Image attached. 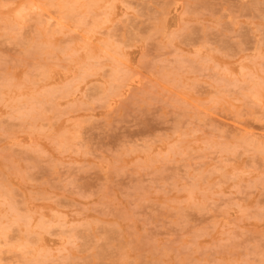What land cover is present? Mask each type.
Wrapping results in <instances>:
<instances>
[{
  "label": "rangeland",
  "instance_id": "rangeland-1",
  "mask_svg": "<svg viewBox=\"0 0 264 264\" xmlns=\"http://www.w3.org/2000/svg\"><path fill=\"white\" fill-rule=\"evenodd\" d=\"M34 1L0 16V264H264V0Z\"/></svg>",
  "mask_w": 264,
  "mask_h": 264
},
{
  "label": "bare ground",
  "instance_id": "bare-ground-1",
  "mask_svg": "<svg viewBox=\"0 0 264 264\" xmlns=\"http://www.w3.org/2000/svg\"><path fill=\"white\" fill-rule=\"evenodd\" d=\"M33 1H34V0H33ZM33 1H32V0H27V1L24 0V1H20V2H18V4H17L16 6H14V7H12V8L9 9L8 14H10L11 16H10V15H7V13H5L4 15L1 14L0 16H2V18H3V17H6V15H7V16H9V17H12L13 19H15V18L18 19L19 17L22 16L21 13L23 12V9H26L27 12L29 11V13H30V11L32 10V11H34L35 13H36V11H39V12H37V13H39V14H40V12H41L40 15H46L48 10L45 11L46 8H45L44 6L39 5V3H38V4H35V1H34V2H33ZM36 1H37V0H36ZM57 1H58V0H57ZM76 1H77V0H76ZM86 1H87V0H86ZM97 1H98V0H97ZM39 2H40V1H39ZM44 2H45V1H44ZM88 2H89V1H88ZM41 3H42V2H41ZM41 3H40V4H41ZM72 3H73V2H72ZM76 3H79V2H76ZM91 3H92V1H91ZM93 3H94V2H93ZM97 3H98V2H97ZM10 4H11V3H10ZM13 4H14V3H13ZM46 4H47V2H46ZM70 4H71V2H70ZM79 4H80V3H79ZM85 4H87V3H85ZM38 5H39V6H38ZM43 5H44V4H43ZM88 5H89V4H88ZM90 5H91V4H90ZM11 6H12V4H11ZM11 6L8 5V7H11ZM41 6H42V7H41ZM60 6L62 7V5H60ZM63 6H64V7H62L61 9L65 8V2H64V4H63ZM71 6H72V5H70L69 7H71ZM74 6H75V8L78 10V9H81V8L83 7V4H80V5H79V8L76 7V5H74ZM77 6H78V4H77ZM94 6H95V5H94ZM94 6H93V7H94ZM105 6H106V5H105ZM8 7L5 5V9H4V10L8 9ZM46 7H47V6H46ZM88 7H89V6H88ZM72 8H73V7H72ZM75 8H74V9H75ZM83 8H84V7H83ZM86 8H87V7H86ZM102 8H103V7H102ZM1 9H2V8H1ZM59 9H60V8H59ZM59 9H58V10H59ZM67 9H68V8H67ZM70 9H71V8H70ZM26 10H24V11H26ZM72 10H73V9H72ZM103 10H104V9H103ZM32 11H31V12H32ZM67 11H70V10H67ZM51 12H52V11H51ZM58 12L61 14V10H59ZM65 12H66V10H65ZM65 12H64V14H63V10H62V14H61V15H62V17H61L62 19H63V17L66 19V17H65L66 15H65V14H67V13H65ZM74 12H75V11H74ZM85 12H87V10H86ZM35 13H34V14H35ZM37 13H36V14H37ZM48 13H49V12H48ZM69 13H70V12H69ZM69 13H68V14H69ZM88 13H89V12H88ZM88 13H87V14H88ZM22 14H23V13H22ZM24 14H25V13H24ZM51 14H52V13H51ZM51 14H48V15H50V19H51V17H52ZM83 14H84V13H83ZM83 14H82V15H83ZM28 15H29V14H28ZM31 15H32V14H31ZM58 15H59V14H58ZM58 15H57V17H58ZM61 15H60V16H61ZM73 15H74V14H73ZM103 15H104V14H103ZM106 15H107V14H106ZM53 16H54V15H53ZM60 16H59V17H60ZM27 17H28V16H27ZM39 17H41V16H39ZM57 17H52V19H53V25H54V22L56 21V22H55V25H57V26H59V27H60V26H63L65 23H62L63 21L60 22V19H61V18L58 19L59 17H58V18H57ZM92 17H93V15H92ZM101 17H102V16H101ZM30 18H31V17H30ZM34 18H35V17H33V19H34ZM37 18H38V17H37ZM41 18H42V17H41ZM48 18H49V17H48ZM48 18H47V19H48ZM55 18H56V20H54ZM85 18H86V17H85ZM94 18H95V17H94ZM118 18H119V17H118ZM19 19H20V18H19ZM33 19H32V20H33ZM39 19H40V18H39ZM47 19H46V20H47ZM57 19H58L59 21H58ZM62 19H61V20H62ZM99 19H100V17L98 18V20H99ZM104 19H107V18H104ZM71 20H72V19H71ZM95 20H96V19H95ZM0 21H1V19H0ZM15 21H16V20H15ZM34 21H35V20H34ZM66 21H67V20H66ZM99 21H100V20H99ZM9 22H10V21H9ZM17 22H19V21H17ZM21 22H22V21H21ZM36 22H38V20H37ZM36 22H34V23H36ZM40 22H42V21H40ZM51 22H52V21H51ZM51 22H50V23H51ZM116 22H117V21H116ZM5 23H6V21H5ZM14 23H16V22H14ZM32 23H33V21H32ZM44 23H45V22H44ZM71 23H74V22L72 21ZM94 23H95V22H94ZM100 23L102 24V22H100ZM1 24H3V22H2ZM42 24H43V23H42ZM76 24H77V23H76ZM79 24H80V23H79ZM47 25H49L48 22H47ZM50 25H51V24H50ZM69 25H70V24H69ZM71 25H72V24H71ZM3 26H4V25H3ZM6 26H7V25H6ZM15 26H16V25H15ZM43 26H44V25H43ZM43 26H42V27H43ZM72 26H74V25H72ZM1 27H2V26H1ZM8 27H9V26H8ZM18 27H19V26H18ZM34 27H35V26H34ZM49 27H50V26H49ZM51 27H53V26H51ZM63 27H67V26L64 25ZM100 27H101V26H100ZM6 28H7V27H6ZM12 28H13V27H12ZM12 28H11V29H12ZM46 28H47V27H46ZM86 29H87V28H86ZM115 29H117V28H115ZM6 30H7V29H6ZM20 30H21V29L19 28V31H20ZM53 30H54V29H53ZM68 30L70 31L69 28H68ZM71 30H72V28H71ZM73 30H74V29H73ZM87 30H88V29H87ZM10 31H11V30H10ZM49 31H50V29H49ZM49 31H48V32H49ZM42 32H45V31H43V29H42ZM42 32H39V33L41 34ZM46 32H47V30H46ZM48 32H47V33H48ZM70 32L72 33V31H70ZM74 32H75V31H74ZM53 33H54V32H53ZM115 33H116V31H115ZM74 34H75V33H74ZM77 34H78V33H77ZM91 34H92V33H91ZM52 35H53V34H52ZM59 35H60V34H59ZM75 35H76V34H75ZM40 36H41V35H40ZM42 36H45V34L42 33ZM64 37H65V36H64ZM40 38H41V37H40ZM47 38H48V37H47ZM47 38H44V39H46V42H47ZM37 39H39V38L37 37ZM41 39H42V38H41ZM44 39H43V40H44ZM80 39H81V38H80ZM43 40H42V42H43ZM38 41H39V40H38ZM57 41H58V40H57ZM46 42H45V43H46ZM84 42H85V41H84ZM39 43H40V42H39ZM49 43H50V42H49ZM69 43H70V42H69ZM71 43H72V42H71ZM106 43H107V42H106ZM82 44H83V43H82ZM84 44H85V43H84ZM88 44H89V43H88ZM98 44H99V43H98ZM106 45H107V44H106ZM46 46H47V45H46ZM54 46H55V45H54ZM86 46H87V45H86ZM120 46H121V45H120ZM41 47H42V46H41ZM51 47H52V46H51ZM46 48H47V47H46ZM78 48H79V47H78ZM40 49H41V48H40ZM50 49H51V48H50ZM85 49H86V48H85ZM105 49H106V48H105ZM47 50H48V49H47ZM51 50H52V49H51ZM53 50H54V49H53ZM81 50H82V49H81ZM102 50H103V49H102ZM44 51H45V50H44ZM76 51H77V50H76ZM83 51H84V50H83ZM85 51H86V50H85ZM85 51H84V52H85ZM100 51H101V50H100ZM114 51H115V50H114ZM36 53H37V52H36ZM57 53H58V52H57ZM104 53H105V52H104ZM120 53H121V52H120ZM42 54H43V53H42ZM63 54H64V53H63ZM33 55H34V54H33ZM66 55H67V54H66ZM73 55H74V54H73ZM89 55H90V54H89ZM95 56H96V55H95ZM113 57H114V56H113ZM86 58H87V57H86ZM89 58L91 59L92 57H89ZM89 58H88V60H89ZM94 58H95V57H94ZM107 58H108V57H107ZM107 58H106V59H107ZM39 59H40V58H39ZM62 59H63V58H62ZM62 59H61V60H62ZM80 59L83 60V58H80ZM92 59H93V58H92ZM92 59H91V60H92ZM113 59H114V58H113ZM64 60H65V59H64ZM67 60H69V59H67ZM85 60H86V59H85ZM104 60H105V59H104ZM86 61H87V60H86ZM86 61H85V62H86ZM108 61H109V60L107 59V62H108ZM111 61H112V60H111ZM62 62H63V61H62ZM109 62H110V61H109ZM82 63H84V62H81V61H80V64H82ZM102 63H103V62H102ZM42 64H43V62H42ZM69 64H70V63H69ZM84 64H85V63H84ZM216 64H217V63H216ZM85 65H86V64H85ZM85 65H84V66H85ZM97 65H98V62H97ZM111 65H113V63H111ZM114 65H115V64H114ZM41 66H42V65H41ZM52 66H53V65H52ZM78 66H79V65H78ZM82 66H83V65H82ZM88 66H89V64H88ZM79 67H81V65H80ZM75 68H76V67H75ZM98 68H100L99 65H98ZM104 68H105V67H104ZM42 69H43V68H42ZM53 69H54V68H53ZM57 69H58V68H57ZM80 69H82V68H79L78 70H80ZM102 69H103V68H102ZM100 70H101V68H100ZM110 70H111V69H110ZM119 70H120V69H119ZM121 70H122V69H121ZM128 70H129V69H128ZM98 71H99V70H98ZM102 71H103V70H102ZM121 72H123V70H122ZM40 73H41V72H40ZM126 73H127V72H126ZM118 74H119V73H118ZM44 75H45V74H44ZM80 75H82V73H80L79 76H80ZM113 75H114V74H113ZM120 75H121V74H120ZM45 76H46V75H45ZM86 77H87V76H86ZM91 77H93V76H91ZM119 77H120V76H119ZM75 78H76V77H75ZM256 78H257V77H256ZM13 79H14V78H13ZM20 79H21V78H20ZM83 79H85V78H83ZM83 79H82V80H83ZM14 80H15V79H14ZM102 80H103V79H102ZM22 81H23V80H22ZM252 83H253V82H252ZM21 84L24 85L23 82H22V83H21V82L18 83L19 86H20ZM70 84H71V83H70ZM123 84H124V83H123ZM254 84H255V83H254ZM259 84H260V83H259ZM23 85H21V86L23 87ZM70 86H71V85H70ZM256 86H257V85H256ZM61 87H62V86H61ZM253 87H254V86H253ZM57 88H58V87H57ZM68 88H69V87H68ZM76 88H77V87H76ZM102 88H103V87H102ZM108 88H109V87H108ZM254 88H255V87H254ZM258 88H259V87H258ZM8 89H9V88H8ZM8 89H7V90H8ZM13 89H14V88H13ZM252 89H253V88H252ZM259 89H260V88H259ZM260 91H261V90H260ZM9 92H10V91H9ZM45 92H46V91H45ZM106 92H107V91H106ZM48 93H49V92H48ZM108 93H109V92H108ZM2 94H3V93H2ZM10 94H11V93H10ZM43 94H44V93H43ZM43 96H44V95H43ZM67 97H68V96H67ZM181 98H182V97H181ZM260 99H261V98H260ZM53 101H54V100H53ZM47 102H48V101H47ZM74 102H75V101H74ZM74 102H73V103H74ZM42 103H43V102H42ZM39 104H40V103H39ZM69 104H70V103H69ZM56 105H57V104H56ZM66 106H67V105H66ZM64 107H65V106H64ZM16 108H17V107H16ZM35 108H36V107H35ZM37 108H38V107H37ZM37 108H36V109H37ZM39 108H40V107H39ZM16 110H17V109H16ZM26 110H27V109H26ZM32 110H33V109H31V111H32ZM42 110H43V108H42ZM44 110H45V109H44ZM40 112H41V111H40ZM42 112H43V111H42ZM203 112H204V111H203ZM43 114H44V113H43ZM22 116H23V115H22ZM31 117H32V116H31ZM234 123H235V122H234ZM226 124H227V123H226ZM236 125H237V124H236ZM239 126H240V125H239ZM230 127H231V126H230ZM240 127H241V126H240ZM241 129H243V128H241ZM243 131H244V130H243ZM29 132H30V131H29ZM240 132H242V131H240ZM60 133H61V132H60ZM242 133H243V132H242ZM71 135H72V134H71ZM69 136H70V135H69ZM251 139H252V138H251ZM48 143H49V142H48ZM70 143H72V142H70ZM49 145H50V144H49ZM223 148H224V147H223ZM260 152H261V151H260ZM242 153H243V152H242ZM224 167H225V166H224ZM230 168H231V167H230ZM212 172H213V171H212ZM214 172H215V171H214ZM246 172H247V171H246ZM214 174H215V173H214ZM232 178H233V177H232ZM217 181H218V180H217ZM239 181H241V180H239ZM201 183H202V181H201ZM231 184H232V183H231ZM213 185H215V184H213ZM192 190H193V189H192ZM209 190H210V189H209ZM199 191H201V190H199ZM196 192H197V191H196ZM185 193H186V192H185ZM34 194H35V193H34ZM190 195H191V193H190ZM184 199H185V198H184ZM7 200H8V199H7ZM21 200H22V199H21ZM20 202H21V201H20ZM11 203H12V202H11ZM22 203H23V202H22ZM12 206H13V205H12ZM6 210H7V209H6ZM11 213H12V212H11ZM53 213H54V212H53ZM50 214H51V213H50ZM58 215H59V214H58ZM2 216H3V215H2ZM18 216L20 217V215H18ZM18 216H17V217H18ZM50 216H51V215H50ZM50 216H49V217H50ZM52 216H53V215H52ZM3 217H4V216H3ZM3 217H2V218H3ZM9 217H10V216H9ZM54 218H55V217H54ZM20 219H21V218H20ZM20 219H18V220H20ZM23 219H24V218H23ZM23 219H22V220H23ZM45 219H46V218H45ZM59 219H60V218H59ZM0 220H2V219H0ZM16 220H17V219H16ZM13 221H15V220H13ZM25 222H26V221H25ZM11 223H12V222H11ZM11 223H10V225H11ZM23 223H24V222H23ZM57 223H58V222H57ZM61 223H63V222H61ZM83 223H84V221H83ZM87 223H89V222H87ZM0 224H1V223H0ZM4 224H5V223H4ZM4 224H2V225H4ZM58 224H59V223H58ZM25 225H26V224H25ZM54 225H55V224H54ZM55 226H56V225H55ZM58 226H59V225H58ZM2 227H5V225L2 226ZM2 227H1V228H2ZM7 228H9V227H7ZM23 229H25V228L23 227ZM1 230H2V229H1ZM1 230H0V231H1ZM8 230H9V229H8ZM48 230H49V229H48ZM1 232H2V231H1ZM17 232H19V231H17ZM25 232H26V231H25ZM119 232H121V231H119ZM116 233H117V231H116ZM1 236H2V235H1ZM1 236H0V237H1ZM5 236H6V235H5ZM25 236H26V235H25ZM3 237H4V236H3ZM3 237H2V238H3ZM25 238H26V237H25ZM15 239H17V238L15 237ZM10 241H11V240H10ZM66 241H67V240H66ZM66 241H65V242H66ZM1 242H2V241H1ZM16 242H17V241H16ZM18 242H20V241H18ZM22 242L25 243L24 241H22ZM35 242H36V241H35ZM35 242H34V243H35ZM12 243H13V242H12ZM23 243H22L21 245H20V244H19V245H20L21 247H22V246L26 247L27 244L25 243V244L23 245ZM14 244H16V243H14ZM67 244H68V243H67ZM67 244L65 243V245H67ZM2 245H3V244H2ZM25 245H26V246H25ZM17 246H18V244H17ZM18 247H19V246H18ZM1 248H2V247H1ZM10 248H11V247H10ZM12 249H13V248H12ZM61 249H62V248H61ZM45 250H46V249H45ZM62 250H63V249H62ZM14 251H15V250H14ZM18 252H20V251H18ZM64 252H65V251H64ZM13 253H14V252H13ZM23 253H24V251H23ZM17 254H18V253H17ZM20 257H21V256H20ZM58 257H59V256H58ZM163 257H164V256H163ZM21 259H22V258H21ZM56 259H57V258H56ZM220 259H221V258H220ZM30 260H31V259H30ZM32 262H33V261H32ZM21 263H22V262H21Z\"/></svg>",
  "mask_w": 264,
  "mask_h": 264
}]
</instances>
